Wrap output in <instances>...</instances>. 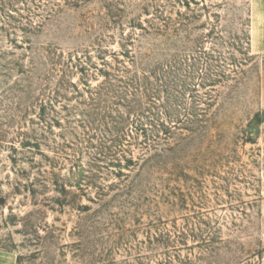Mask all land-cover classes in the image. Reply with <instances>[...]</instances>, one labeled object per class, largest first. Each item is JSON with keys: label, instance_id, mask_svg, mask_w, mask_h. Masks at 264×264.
Here are the masks:
<instances>
[{"label": "rangeland", "instance_id": "1", "mask_svg": "<svg viewBox=\"0 0 264 264\" xmlns=\"http://www.w3.org/2000/svg\"><path fill=\"white\" fill-rule=\"evenodd\" d=\"M0 264H264V0H0Z\"/></svg>", "mask_w": 264, "mask_h": 264}]
</instances>
